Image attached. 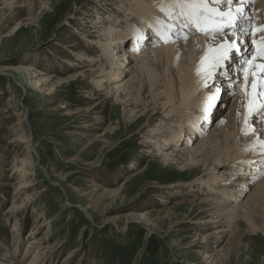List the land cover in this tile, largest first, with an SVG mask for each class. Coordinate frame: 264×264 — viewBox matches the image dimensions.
Here are the masks:
<instances>
[{"label":"rangeland","instance_id":"rangeland-1","mask_svg":"<svg viewBox=\"0 0 264 264\" xmlns=\"http://www.w3.org/2000/svg\"><path fill=\"white\" fill-rule=\"evenodd\" d=\"M120 1L46 0L54 12L46 13L45 18L41 16L43 20L38 26L27 24L25 12L5 23L3 20L9 12L3 16L0 10L3 22L0 23V264H29L39 246L45 254L43 264H207L199 250L208 245H213L220 254L216 264H264V233L250 232L243 220L221 241L199 242L213 228H198L195 224L200 218V209L206 206L202 202L206 195L190 193L191 187L199 185V182L196 185L190 182L201 175L206 179L204 169L211 168L213 162L204 169L188 171H181L182 166L178 164L165 165L161 156L175 147L160 148L164 145L162 138H152L151 128L159 123L156 120L148 126L153 111L132 124L133 119L128 118L130 112L115 104L114 99L107 100L104 92L94 89L89 75L65 82L52 92L46 89L56 79L34 88L35 78L17 71L32 66L36 68L33 72L41 71L39 76L46 79L52 75L68 77L91 64L97 65L98 62L77 59L76 43L86 39L98 41L95 35L99 28L95 25L103 24L115 14L124 16V8L126 11L130 8L129 0ZM130 9L134 13V8ZM154 11L157 12L156 7ZM124 19L119 21L125 22ZM21 21H24L22 28L17 31ZM122 28L129 30L125 23ZM190 40L191 35L184 42L183 52L189 50ZM86 51L97 54L90 48ZM73 60L80 65L71 67L69 63ZM179 61L171 68L176 74L178 91L182 81L178 78L182 75ZM136 62L132 64L133 71L125 76L130 78L135 74ZM234 91V96L227 95L224 109L214 122L228 114L231 116L228 122H234L232 114L239 89ZM97 102L103 106V124L91 115L93 111H86ZM168 121L172 127L175 125L172 120ZM238 124H232L234 130L229 128L230 135L223 140L229 138L228 143L232 144ZM210 131L194 140L193 148ZM28 134L33 138L31 151L27 144L19 142ZM227 145V142L222 144ZM24 156L33 163L28 180L36 184L25 188L16 199L13 193L23 177L13 174V170ZM227 168L219 169V174ZM227 185L230 184H223ZM110 191L118 193L110 195ZM20 203H23L21 207L8 212ZM77 204L88 206L94 221ZM140 215L148 216V220L137 221L136 216ZM39 223L43 225L34 230ZM170 224L173 229L169 235L164 237L167 232H158ZM236 229L239 235L235 241L230 240ZM196 238L200 240L195 243ZM33 241L37 243L32 245ZM229 241L236 247L226 256ZM191 243L195 245L190 246ZM29 248L30 253L23 260Z\"/></svg>","mask_w":264,"mask_h":264},{"label":"bare ground","instance_id":"bare-ground-1","mask_svg":"<svg viewBox=\"0 0 264 264\" xmlns=\"http://www.w3.org/2000/svg\"><path fill=\"white\" fill-rule=\"evenodd\" d=\"M255 1L256 4L254 5ZM120 2L123 3L124 0ZM49 3L46 0H0L2 6L0 10L3 16H6V12H9V15L3 20L5 23L13 21L16 18L18 19L19 14L25 12L28 14L26 18L28 23L27 21L26 23L38 26L43 20L41 16L43 18L46 13L54 12ZM136 4L137 6H135ZM128 6L134 8V13L130 8L127 11L124 8L125 22L119 21L125 18L124 16H115L116 14L114 15L115 18L113 15V18L109 16L107 20L102 22L103 24L95 25V27L99 28L96 31L98 34L95 35L99 39L98 41L93 42L86 39L87 42L80 40L76 43L78 44L77 59L89 63L98 62L97 65L91 64V66L80 69L68 77L57 78L56 75H52L46 79L44 76H39L42 74L41 71L39 73L33 72L36 68L32 66L23 67L24 69L20 68L17 71L29 74L32 76L31 78H35L33 81L34 88L47 82L51 83L56 79L52 82V87L46 89V91L52 92H54L57 86L65 84V82L89 75L91 77V79L89 77V80L92 81L94 89L104 92L107 100L109 98L114 99L115 104L124 106L130 112L128 118L133 119L132 124L137 123L142 117L149 115L153 111V116L149 119L148 126L156 120H159V123L156 127L151 128L152 138H162L164 145L160 146V148L175 147L173 151L161 156L165 161V165L178 164L182 166L181 171H188L190 169L205 168L213 162L210 166L211 168H203L204 171L207 170L205 172V175L208 176L206 179H203L205 176L201 175L202 177L196 179V181L190 182L193 185L199 182V185L196 187H191L190 193L198 192L206 195L202 199V202H205L206 206L200 209L201 215L195 221V224H197L198 228H213L204 234L201 240L196 238L195 243L198 240H200V243L209 241L219 242L241 220L247 222L250 232L264 233V165L261 163L264 161V151L260 150V145L257 142V137L260 140H264V116L255 117V115H249V101L254 98L256 101L261 99L259 85L261 78H264V69L260 67L264 65V55H261V44L264 43V30L260 28L261 25H264V0H246V3L242 5L244 11L251 17V37H245L244 40L249 45V49L254 50L255 57L245 66L243 72L239 70L233 71L232 67H228V65L235 61L236 53L234 50L230 52L232 61L224 62L229 77L235 79L239 76L240 81H242L238 85L232 84L230 86L227 84L225 78L220 75L221 69H217L211 78L205 77L202 80L200 77L204 75L207 63L201 67V59L209 52V49L217 48L225 40H236L239 43V40H237V37L240 35L239 32L232 35L228 29H225L224 34L216 36L193 32L191 40L188 42L189 50L183 52V46L186 44L184 43L185 39H174L173 42L166 43L152 29L148 28L149 23L155 26V18H164L165 16L164 12L157 5L156 0H129ZM155 7L158 15L154 11ZM220 7L222 10L227 11L229 7L235 9L241 7V5L234 0L231 6L221 5ZM118 8H122V6ZM121 11L123 10L121 9ZM55 12L57 11L55 10ZM99 16L101 18V15ZM23 22L21 21L19 23L20 26L16 27L17 31H20ZM105 23L109 26L105 25ZM122 23H125L129 28L128 32L122 28ZM88 26H92V24ZM137 29L140 31H137ZM130 39L133 40L130 41ZM252 40H255L256 43L252 44ZM88 48L97 52V54L99 52V54H87L86 49ZM96 48H98L97 51ZM241 51H244L243 47H241ZM119 52H124L126 55L122 53V55H119ZM125 60L128 61L126 62ZM132 60L137 61L134 65L136 72L129 78L124 74H130L133 71L132 64L134 61ZM178 61L180 64V67H178L182 73L180 77L178 76L182 80L179 91L177 90V82L174 81L176 74L171 69L173 64H177ZM75 64L80 65V62L73 60L69 63L71 67ZM109 64L113 66L118 64L120 66L117 69L113 66H108ZM198 67H201L199 74L197 73ZM244 77H247V79L245 80ZM205 83L208 84V87H204ZM254 83L256 85L255 88H253ZM217 88L221 89L222 92L216 93ZM237 88L239 89V96L234 105V115L232 114L234 122H228L229 114L218 122H214V118L224 109L223 106L228 100L227 95L230 96L233 89ZM209 93L215 94V98L211 101L212 107L209 111V119H202L204 113L199 110ZM147 100L150 103H147ZM100 104L101 102H97L90 108H87L86 111H93L91 115H93L98 123L103 124L105 117L101 115L103 106H100ZM65 108L67 107L65 106ZM143 109L146 110L142 111ZM195 111L199 112L193 113ZM26 114L25 112V120L27 119ZM246 119L248 120L247 127L245 125ZM168 120H172L175 125L172 127L169 123L167 124ZM119 123L121 124V121ZM233 123L239 124L231 144V141L228 143L229 138L223 140V137H229L231 129L229 131L228 129L232 127ZM214 124H216L215 127ZM227 125L228 128H226ZM211 127L214 128L211 130ZM250 128H255V132L245 135V131H248ZM209 131L210 135L208 137L203 136L204 138L193 148L194 140H198L199 136ZM240 137L242 138V142H238ZM149 138L152 139L151 137ZM32 141L33 138H31L30 134L27 136L23 135L21 140H19L20 143L27 144L28 151H31L30 143ZM223 142H227L228 145L223 147ZM202 159L203 163L200 164ZM240 161H247L248 163H239ZM224 166L228 168L219 174L218 170ZM29 167L32 168L33 163L29 158L24 156L20 161V165L16 166L13 170V174L24 178H22L21 185L16 188V192L13 193L16 199L22 195L25 188L36 184L33 183V180H28L32 175ZM251 170H253L252 173ZM247 173L249 174L247 175ZM261 176L262 178H260ZM223 184L230 185L223 186ZM116 193L118 192L110 191V195ZM246 196L247 198L244 200ZM68 203L73 204L70 201ZM22 205L23 203H20L19 206L16 204V207L9 208L8 212H13V210L18 209ZM77 205L94 221V217L88 206ZM136 217L137 221L140 222L148 220V216L146 215ZM185 217L187 218V215ZM185 217L184 219L187 220ZM39 224H36L34 230L38 226L43 225ZM171 228L172 224L167 229L165 228L166 230L162 232L159 230L158 232L166 234L165 232L168 233L171 231ZM238 231L237 229L233 230L231 237L229 236L230 240L234 239L235 241L237 234L239 235ZM170 233L164 235V237ZM35 243L37 241H33L31 244L34 245ZM195 243H191L190 246L195 245ZM208 246L204 247L203 251L199 250L202 253L200 256L206 259L207 264H216L220 254L215 252L213 245ZM235 247L230 243L228 249L226 248L227 251H225L226 256L230 252L229 250H234ZM42 248L41 246L37 248V253L30 260L29 264H43L44 257L42 258V256L45 254L42 253ZM29 251L30 248L25 252L23 260L28 257Z\"/></svg>","mask_w":264,"mask_h":264},{"label":"snow or ice","instance_id":"snow-or-ice-1","mask_svg":"<svg viewBox=\"0 0 264 264\" xmlns=\"http://www.w3.org/2000/svg\"><path fill=\"white\" fill-rule=\"evenodd\" d=\"M241 7L235 9L229 7L227 11L222 10L221 5L231 6L234 0H156L157 5L164 12V18H155V26L152 23L148 24V28L152 29L156 35H158L163 42H173L174 39H187L193 32H199L204 35H222L225 29H228L232 35L237 32L240 35L237 37L239 43L236 40H225L217 48L209 49V52L205 54L201 59V67L207 63L206 71L200 78L202 80L205 77L211 78L217 69H221L220 75L225 78L227 84H239L240 77L235 79L229 77V73L224 64L225 61H232L230 56L231 51H235V61L230 63L228 67H232L233 71H244L245 66L254 59V50L249 49V45L245 43V37H251V17L244 11L242 5L246 3V0H235ZM261 30H264V25L260 26ZM137 31H140L137 29ZM252 44L256 41L252 40ZM241 47L244 51H241ZM261 55H264V43L261 44ZM201 67L197 68V73L201 72ZM264 69V65L260 66ZM246 80L247 77H244ZM204 87H208L205 83ZM255 83L253 88H255ZM260 100L256 101L255 98L249 101V115H256L257 117L264 116V78H261L260 85ZM221 89L217 88L216 93H219ZM231 95H235L233 90ZM247 94V93H246ZM215 98V94L209 93L205 97L200 111L204 113L202 119H209V111L212 107L211 101ZM247 127L248 120H245ZM255 132V128H250L245 131V135ZM257 142L260 145V150L264 151V140H260L257 137ZM239 163H248L247 161H240ZM254 163V162H253ZM264 165V161L261 162Z\"/></svg>","mask_w":264,"mask_h":264}]
</instances>
